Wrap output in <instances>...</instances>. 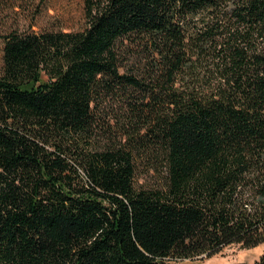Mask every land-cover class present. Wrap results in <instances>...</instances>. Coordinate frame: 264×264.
<instances>
[{
  "label": "trees",
  "instance_id": "1",
  "mask_svg": "<svg viewBox=\"0 0 264 264\" xmlns=\"http://www.w3.org/2000/svg\"><path fill=\"white\" fill-rule=\"evenodd\" d=\"M81 7L4 36L0 264L264 246V0Z\"/></svg>",
  "mask_w": 264,
  "mask_h": 264
},
{
  "label": "rangeland",
  "instance_id": "2",
  "mask_svg": "<svg viewBox=\"0 0 264 264\" xmlns=\"http://www.w3.org/2000/svg\"><path fill=\"white\" fill-rule=\"evenodd\" d=\"M81 0H0V74L3 70L4 36L19 31H41L83 27ZM146 176L141 182L146 184ZM264 252V246L245 250L231 245L213 256L189 260L191 264L254 263Z\"/></svg>",
  "mask_w": 264,
  "mask_h": 264
}]
</instances>
